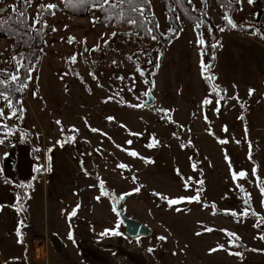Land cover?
<instances>
[{"label":"rangeland","instance_id":"1","mask_svg":"<svg viewBox=\"0 0 264 264\" xmlns=\"http://www.w3.org/2000/svg\"><path fill=\"white\" fill-rule=\"evenodd\" d=\"M255 1L239 0L240 9L229 16L235 23H255ZM49 3L56 5L55 14L42 15V22L36 25L39 34L24 27L23 41L28 39L34 58L24 61V69L28 64L31 67L28 75L32 79L25 76L17 83L27 85L17 98L21 113L8 119L11 110L0 98L4 109L0 205L5 215L7 210L15 216L20 205L28 218L24 230L33 237L28 238L27 246L17 249L18 254L11 250L8 257H1L0 264H120L122 260V264H264V240L259 238L264 236V223L254 226L264 217V196L258 187L264 185V42L233 29L215 31L219 48L209 73L215 77L217 95L201 74V59L208 64V34L203 27L197 34L177 7L181 28L166 47L161 36L171 26L162 0H150L161 34L155 35L158 41L140 39L130 26L104 24L98 19L94 23L98 14L93 6L84 15L71 14L59 0H33L28 7L20 0H0L4 9L0 19L13 14L15 6L26 13L25 23L31 26L42 11L38 5ZM202 3L192 0L191 8L199 10ZM210 14L214 20L208 13L206 16L218 26L215 21L220 24L223 10L213 0ZM113 32L118 35L111 37ZM69 37H75L71 44ZM198 37L203 45L197 44ZM104 40L109 41L108 46ZM97 44L98 51H84ZM20 45L14 37L0 36V70L7 74H1L2 79L16 74L12 57L23 53ZM73 54H78L75 64L69 63ZM158 56L159 68L155 66ZM249 89L254 90L252 95ZM149 90L155 104L129 106L143 103V93ZM205 98L213 103L203 105ZM73 136L74 142H68ZM153 138L158 143L147 147ZM31 148L42 150L41 157H33ZM131 151L139 155L131 156ZM120 164L127 167L120 168ZM32 165L29 181H10L19 172L28 175ZM49 166L51 170H45ZM37 168L43 169L39 180ZM241 171L246 177L234 180L233 173ZM101 181L108 195L101 196ZM45 188L52 193L47 198ZM197 189H202L199 202L169 207L163 198L192 197ZM19 192L28 199L18 204ZM129 192L132 194L120 199ZM246 209L249 215L242 216ZM73 210L76 214L69 216ZM118 212L143 222L152 234L127 237ZM45 227L54 231L49 234ZM207 228L212 231H205ZM113 229L121 235H101ZM228 232L239 237L236 245L229 244ZM161 236L166 239H159ZM218 245L224 248L210 251ZM235 252L242 255L230 254Z\"/></svg>","mask_w":264,"mask_h":264},{"label":"snow or ice","instance_id":"2","mask_svg":"<svg viewBox=\"0 0 264 264\" xmlns=\"http://www.w3.org/2000/svg\"><path fill=\"white\" fill-rule=\"evenodd\" d=\"M79 2L83 4V3H88L89 0H79ZM90 2L93 4L94 8H97L101 12L105 13V19L108 20V21H111L113 18H115L118 22H126V23H128L130 25L137 26L138 28H140L142 30L145 29V26L148 23V18L145 16V9H144L143 5L150 3V0H90ZM177 2L180 3V2H182V0H177ZM202 2L206 3L207 0H202ZM251 2H252V0H249V3H251ZM20 3L22 5H24L25 7H28V6H31V4L33 3V0H20ZM188 3L192 4V0H188ZM123 5H127L128 6V10L127 11H124L122 9ZM38 8L42 9V11L37 13V15L34 18L33 23H32L31 26H27L25 24L26 13L24 11H19L15 6H12V12L18 18L17 23L21 27H26L27 31H37L38 32V30L36 29V25L40 24L42 22V20H41L42 15L45 12H47L48 14L54 15L55 13L52 10L56 8V5L49 3L47 5H38ZM117 10H119V11H117ZM3 11H4V9L0 8V13H3ZM129 12L137 13L140 17H144V19L143 20H137L136 18H132V17L129 16V14H128ZM205 15H207V13H205ZM97 19L98 18L94 17L93 18V22L95 23ZM176 19L178 20L179 17H176ZM222 19L225 20L226 24L228 26H230L231 28H237L238 27V25L233 21V19L229 15L225 14L222 17ZM5 24H6V20L0 19V31L4 30V25ZM65 27H67V26H65ZM156 27L158 28L159 25L157 24ZM195 27L199 28L200 24H197ZM219 30L220 31H224L225 29L223 27H221ZM52 31H56V29L53 28ZM146 31H147V33L149 34V36L151 37L152 40H156L157 39V37L155 35H152V32H153L152 28H150V27L146 28ZM168 31L170 33H173V34H178L176 29H171L170 28ZM181 31H182V29H181ZM11 34L19 35L18 32H12ZM38 34H39V32H38ZM252 34L256 35L257 33L253 32ZM116 35H118V33H116V32L111 33V37H115ZM125 35H128V33H125ZM74 41H75V37H69L68 38V43L69 44L73 43ZM23 42L27 43L26 41H23ZM196 42L199 45H203L204 44V40L199 38V37L197 38ZM103 43H104L105 46H108L109 41L108 40H104ZM85 44H86V41H85ZM217 46L218 45H213V47H217ZM99 48H100V45L97 44L92 49H87L85 47L84 51L85 52H89V51L90 52H95V51H98ZM77 55L78 54H73L69 58V63L75 64L77 62ZM79 55H82V53H80ZM128 59L131 60L132 57L129 56ZM213 59H214V57H213ZM25 60H26V57L24 56L23 53L19 54L18 57L16 55H14L12 57V61L16 62V74L9 75L8 79H6V80H0V85L7 86L9 84V81L12 84H17L20 81V71L26 67V64L24 63ZM159 60H160V57L158 56L157 59H156V65H155L157 68H159ZM116 63H117L116 61H113V64H116ZM211 67H212L211 64L205 65L203 59H201V74H202V76H204V78L207 81H209V83H211V81L215 80L214 76L207 74V73H209V70L211 69ZM0 71H2V70H0ZM137 71L140 72L141 75H143V72L141 71L139 66H137ZM65 75H67V73H65ZM89 75L93 79H96V75H95L94 72H89ZM153 75H154V73H153ZM26 79L31 80L32 79L31 75L30 74L27 75ZM118 79L123 80L124 77H118ZM82 82H83V80H82ZM24 87H27V85L26 84H21L19 87H15L12 90L16 91V92H19V91H22ZM131 90L132 89L129 88V91H131ZM212 91L215 92L217 95H219V90H218L217 86L214 85V84L212 85ZM253 92H254L253 89H249V95H252ZM33 95L35 96L36 94L33 93ZM117 95H118V93H117ZM143 95L145 97H148L150 95V90L146 91L145 93H143ZM0 98H2L6 102L7 107L11 110V115L8 117V119H11L12 117L16 116L17 110L15 108H13V101L10 99L9 95L6 94L3 91H0ZM234 98L239 100L238 97H234ZM111 99H113V97H108V100H111ZM221 99H223V97H221ZM105 102H107V101H105ZM212 103H213V101L210 98H205L202 101L203 105H209V104H212ZM215 103L217 104L216 111H219L220 100L219 99L216 100ZM129 106L134 107V108H142V107L147 106V102L138 103V104L129 105ZM241 106L243 107V105H241ZM157 111H161V110L157 109ZM3 119H4V109L0 108V123H2ZM107 119L108 120H113L114 118L113 117H108ZM205 119H207V117H205ZM241 119H243V117H241ZM56 123L60 124L61 122L60 121H56ZM91 130L93 132L98 131L97 129H91ZM62 131H63V129H62ZM224 131H227L226 127H225ZM133 135H137V134L133 133ZM174 135H175V133H174ZM245 135H247V128L245 129ZM74 140H75L74 136L68 138V142H74ZM237 142L239 143V141H237ZM57 143H60L61 147H63V143H61L60 141H57ZM126 143L131 144L132 142L131 141H127ZM157 143H158V141H155V139L153 138V142L149 143L147 145V147H149V148L155 147ZM220 143H227V141L226 140H221ZM129 155L135 157V156H138L139 154L136 153L135 151H131V152H129ZM226 159H227V157H226ZM249 159H251V144H249ZM146 162L150 163L151 161L146 160ZM118 167L126 168L127 165L120 164V165H118ZM193 168L195 169V165H193ZM45 170L50 171L51 170L50 166L47 169H45ZM36 171L39 172V171H41V169L37 168ZM252 173H253V175H255V173H256V168L255 167L253 168ZM246 175H247V173H245L243 171L239 172L238 174L237 173H233V179L236 180L238 177L239 178H244V177H246ZM34 179H35V177H34ZM188 179H191V178H188ZM135 180H136V177L134 176L133 177V181L135 182ZM103 183H104L103 181L100 182L101 196L108 195V193L104 190ZM197 183L198 184H202L203 181H197ZM29 187H30V185H29ZM185 187L187 188V187H189V185L186 183ZM258 187H260L261 195L264 196V185H258ZM134 191L135 192H139L140 188H135ZM200 191H202V189H197L196 195H194L192 197H178V198L163 197V198L167 201L169 207H171L173 205H176V204H179V203H183L185 201L188 202V203L199 202V200H200V196H199ZM131 194H132L131 192L123 194V195L120 196V199L122 200L125 195H131ZM157 195H160V194L157 193ZM96 199L99 200L100 196L96 197ZM17 203L18 204L20 203L19 196L17 198ZM262 205H264V202H262ZM77 207H79V205H77ZM18 210H22V207L18 208ZM113 211L114 212L117 211L115 206L113 207ZM176 211L179 212V211H181V209L180 208H176ZM75 214H76V212H75V210H73V212L70 213L69 216H73ZM232 214L236 215V213H232ZM251 214L254 215V216L257 215L255 212H252ZM241 215L242 216L249 215V210L246 209L243 213H241ZM262 223H264V217H259L257 219V224L254 225V226L259 227ZM118 227H119V224L117 225V228ZM205 231H212V229L211 228H207V229H205ZM223 231H226V230H223ZM109 234L114 235V236L115 235H121V233H119L115 229H113V230H105V232L102 233L101 235H109ZM200 234L201 233H199V232L197 233V235H200ZM227 235L230 237L229 244L236 245L237 241L239 240V237L235 233H230V232H228ZM17 236L21 238L20 242H22V233L20 232V228L19 227L17 228ZM71 238H72L71 233H69V239H71ZM259 238L264 240V236H260ZM159 239L164 240L166 238L161 236ZM223 248H224L223 245H218L217 249H211L210 251H217V250L223 249ZM149 251H151V249H149ZM230 254L237 255V256H241L242 255L240 252H235V253H230Z\"/></svg>","mask_w":264,"mask_h":264},{"label":"trees","instance_id":"3","mask_svg":"<svg viewBox=\"0 0 264 264\" xmlns=\"http://www.w3.org/2000/svg\"><path fill=\"white\" fill-rule=\"evenodd\" d=\"M59 1L63 2V5H64V7H65L67 12H69L71 14H76V15H84L85 12H87V8L90 7V6H93V4L90 2V0H89L88 3H83V4L80 3L79 0H59ZM162 1H163L165 13L167 15L168 23L170 24L171 29H176L177 30V33H179V31H180L181 25L178 22V20L176 19V17H177L176 7L183 14V16L192 24V26H193V28H194V30L196 31L197 34H199L201 32V27H203L206 30V32L208 34V39L210 41V43H208V45H207L208 47H207V51H206L207 52L206 57H208V64H211L212 67L216 63L215 54H216V52H217V50L219 48L218 38H217V35H216V32H215L217 29H220L219 26H221L223 28H226L228 30L233 29V30L238 31L240 33L246 32L248 35L254 36L258 40L264 42V30H263L264 29V25L262 24L263 21H261V19H260V11H259L260 8L264 5V0H259L258 3H257V1H258L257 0L254 3V6H255V8L257 10L255 23H251V24H239V23H236L238 25L237 28H231L230 26H228L226 24L225 20L222 19V17L225 14L233 15L234 13H236L237 10L240 9L239 0H233L232 3H229L228 0H214L215 4H218L219 6H221L222 10H223V15L221 17V22H220V24H218V26H215L211 22L210 18H208L205 15V13H206L205 12V9H206L205 3H202V8L201 9L199 8V10H194V9L191 8V4L188 3V0H182V2H180V3H178L177 0H162ZM229 6L232 7L231 11H229ZM143 7L145 9V16L148 18V23L146 24L144 30L138 28L137 26L130 25V24L126 23V22H118L115 18H113L111 21H108V20L105 19V13L101 12L97 8H95V10H96V12L98 14V20L101 23L130 26L131 28H134L135 30L138 31L137 33H139L140 36H141L140 39H144V38L149 39L151 37L147 33L146 28L150 27V28L153 29L152 35H157L159 33L156 30V23H155V19H154V16L152 14V11H151V4L150 3L145 4V5H143ZM122 9L124 11H127L128 10V6L127 5H123ZM117 11H119V10H117ZM128 14H129L130 17L136 18L137 20H143L144 19V17H140L137 13L129 12ZM1 19L6 20V24L4 25V30L0 31V36L1 37H8V38L14 37L18 42L21 43L20 48L22 49L23 54L26 57V60H29L30 62H32L33 58H34V54L32 53V50L30 48H28V39L24 40L27 43L23 42V37L26 35V30L24 29V27H21L17 23L18 18L16 17V15L14 13L13 14H9V15H7L5 17H2ZM197 24H200L199 28L195 27ZM21 30H23V31H21ZM211 30L214 31V33L211 32ZM12 32H18L19 35H13V34H11ZM253 32H256L257 34L253 35L252 34ZM159 35L161 36V34H159ZM177 35L178 34H173V33L168 32L167 35L161 36L162 37V42H161L162 45L164 47H166L167 44H169L170 41L172 39H174ZM137 40H139V39L137 38ZM156 40L158 41V38ZM213 45H218V46L217 47H213ZM213 57H214V59H213ZM30 69H31V67H29V64H28V67L20 72V81L22 80L23 77L28 75ZM1 74L7 75V74L4 73V71H0V75ZM207 74L210 75V73H207ZM6 79H8V78H6ZM6 79H2V77L0 76V80H6ZM204 80H205L206 85L209 86V89L212 91V85L214 84V82H213L214 80L211 81V83H209V81H207L206 79H204ZM15 87H19V84H12L9 81V84L7 86L0 85V91H3V92H5L6 94L9 95L10 99L13 101V107H16L18 113H21V110H22L21 109V104L19 105V103L17 102L18 101L17 98H18V95L22 94V91H19V92L13 91L12 89H14ZM217 88H218V86H217ZM20 116H21V114H20ZM20 116H17V117L19 118ZM32 151H33L32 152L33 157L37 158L36 154H35L36 149H33ZM42 170L43 169H41V171H39V172H37L35 170V173H36L35 177L36 178L40 177V173L42 172ZM19 193H21V192H19ZM21 194H22V196L19 197L20 200H25L26 199V195L24 193H21ZM18 206H19V208H21L20 205H18ZM17 212H18V214L20 216V220L23 221V219H24L23 210H18L17 209Z\"/></svg>","mask_w":264,"mask_h":264},{"label":"crops","instance_id":"4","mask_svg":"<svg viewBox=\"0 0 264 264\" xmlns=\"http://www.w3.org/2000/svg\"><path fill=\"white\" fill-rule=\"evenodd\" d=\"M206 12L210 15V17L212 18V20H214L213 17L211 16V14H210V0H207ZM215 23L218 25L217 21H215ZM1 164H2L1 165L2 168L5 169V165H4V162L3 161H1ZM34 168H35V166L33 167V165H32V167L30 168V170L28 172H26V173H29L28 175L25 174V173H23V172H19L18 173V176L15 177V180H10V179L9 180L11 182H14L16 180L28 179V181H29L32 178ZM37 179L39 180V178H37ZM34 181L35 180H33L32 182L34 183ZM45 191L46 192H45L44 196H46V198L48 197V194H52L50 192V190H47V188H45ZM27 197H29V196H27ZM0 199H1V196H0ZM42 200H43V198H42ZM49 202H50V200H48V203ZM50 204H51V202H50ZM28 207H30V206L28 205ZM5 212H6V215L4 214V212L2 210V206L0 205V258L1 257L3 258V256L4 257H8L10 255L11 250H14L15 253H16L17 252V249H19L20 246H27L30 243L28 238H33V237L27 236V232L24 230V227L25 226H23V224L25 225L28 222V218L26 216L25 211H23V216H24L23 221H20L19 220L20 219V216L16 212V210H15L16 216L12 213L13 211L12 212L11 211L9 212V211L6 210ZM8 212L10 213L9 216H8ZM19 224H20V226H19ZM3 226H4V228H3ZM18 227L20 228V232L22 233V236H23L22 237V242H20V240H21L20 237L17 236V228ZM44 230L47 231V232L49 231V234H51L54 231V230H52V229H50L48 227L47 228L45 227ZM76 231L77 232L78 231H81V228L80 229L79 228H76ZM49 234L46 235L47 238L50 236ZM43 242H45V240H43ZM18 252H19V250H18ZM16 254H18V253H16Z\"/></svg>","mask_w":264,"mask_h":264},{"label":"water","instance_id":"5","mask_svg":"<svg viewBox=\"0 0 264 264\" xmlns=\"http://www.w3.org/2000/svg\"><path fill=\"white\" fill-rule=\"evenodd\" d=\"M145 102H147V106H151L155 104L156 100L150 93L143 103ZM118 217L120 222L124 225V233L127 237L136 238L140 236H149L152 234L151 228L143 222L135 218L126 217L121 212H118Z\"/></svg>","mask_w":264,"mask_h":264},{"label":"built area","instance_id":"6","mask_svg":"<svg viewBox=\"0 0 264 264\" xmlns=\"http://www.w3.org/2000/svg\"><path fill=\"white\" fill-rule=\"evenodd\" d=\"M259 11H260V19H261V21L264 22V5L260 8ZM24 90H26L25 87H24ZM31 149L33 150V149H35V148H31ZM35 154H36V157H37V158L41 157L42 150H40V149H36ZM122 261H123V260H122ZM122 261H119V263L122 264Z\"/></svg>","mask_w":264,"mask_h":264}]
</instances>
